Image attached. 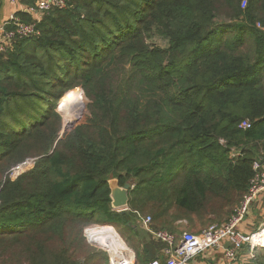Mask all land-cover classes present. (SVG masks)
Returning <instances> with one entry per match:
<instances>
[{
	"label": "trees",
	"instance_id": "1",
	"mask_svg": "<svg viewBox=\"0 0 264 264\" xmlns=\"http://www.w3.org/2000/svg\"><path fill=\"white\" fill-rule=\"evenodd\" d=\"M262 28L264 0H66L11 41L0 52V264H106L83 236L90 225H124L148 264L155 242L138 219L175 237L226 223L264 162ZM74 87L90 116L59 138L55 102ZM30 156L31 170L3 181ZM111 179L130 186L126 211L111 208Z\"/></svg>",
	"mask_w": 264,
	"mask_h": 264
},
{
	"label": "built area",
	"instance_id": "2",
	"mask_svg": "<svg viewBox=\"0 0 264 264\" xmlns=\"http://www.w3.org/2000/svg\"><path fill=\"white\" fill-rule=\"evenodd\" d=\"M66 0H39L31 13L36 15L34 23H24L18 17L11 16L3 25L10 27L4 32L3 41L0 43V52H4L13 40L28 38L36 33L35 24L40 17L47 13L52 7L64 8ZM264 31V28L261 29ZM250 124L243 122L240 129H248ZM238 153L232 154V157ZM34 167V163L22 161L12 166L4 175L3 181H14ZM254 176L250 180L249 190L240 205L234 210L228 221L221 225H211L198 234L182 232L175 237L166 231H154L150 228L151 219L145 217L141 220L142 226L153 239L164 245V260L153 259L148 264H194V259L205 255L208 251L222 249L225 243L228 249L224 256L227 261H234L243 245H247L251 252L255 249L264 248L261 245V234L264 227L257 229L254 233L244 234L238 229L248 214L252 202L264 195V162L253 164ZM86 242L107 256V264H135V257L128 249L123 239L110 225H90L83 231ZM256 238V239H255ZM257 240V241H256ZM253 255H251L252 257ZM253 258V257H252Z\"/></svg>",
	"mask_w": 264,
	"mask_h": 264
},
{
	"label": "crops",
	"instance_id": "3",
	"mask_svg": "<svg viewBox=\"0 0 264 264\" xmlns=\"http://www.w3.org/2000/svg\"><path fill=\"white\" fill-rule=\"evenodd\" d=\"M38 1L39 0H0V43L3 41L4 32L10 29V27L3 25L9 20L11 16H17V15L20 16L21 14H27L28 16H30L31 19L33 18L35 20L37 18V16L33 15V13H31L30 10L34 8V5ZM263 207H264V195L261 196L258 200H255L254 202L251 203L248 214L246 215L244 221L238 227L241 233L251 234L254 233L257 229H259L258 227L260 225L262 226V224H259V222L257 221L260 212H257L255 215V213L253 214V211L254 210L256 211V209L261 210ZM142 219L143 218L139 219V223H138L140 224L139 228H141L139 232H141V234L144 235V237L146 238L149 232L145 230L144 227L142 226L141 223ZM151 240L155 242L154 243L155 245L153 248H148L147 255H145L146 258L149 259L151 258V260L156 258L160 259L161 261L164 260L163 252H162L163 248H161L159 243L156 244L157 241H155L153 238ZM125 244L127 246L126 242ZM135 246L138 247L140 250L144 249V245L142 244V242L141 243L136 242ZM228 248H229L228 244L225 243L222 249L211 250L208 251L203 256L196 257L194 259V264H252L253 256L251 257V255L254 254V251L252 250L251 252L250 248L247 245H243L241 251L238 253L237 258L232 262L227 261V259L224 256V252ZM104 255L107 264V256L105 253ZM135 264H137L136 257H135Z\"/></svg>",
	"mask_w": 264,
	"mask_h": 264
},
{
	"label": "rangeland",
	"instance_id": "4",
	"mask_svg": "<svg viewBox=\"0 0 264 264\" xmlns=\"http://www.w3.org/2000/svg\"><path fill=\"white\" fill-rule=\"evenodd\" d=\"M148 44L153 45V46H158L161 48L165 47L164 42L159 38H153V39L149 40ZM75 91L77 93H79L83 99L78 94L69 93V92H75ZM70 96H75V97H70ZM72 101H75V108L73 110L74 113L72 116L70 115V116L65 117L64 112L61 110V107H63L64 105H66L67 103L72 102ZM51 103H53V102H51ZM88 104H89V100L85 97V95H84V93L80 87H74V88L68 89V90L63 92L62 97L55 102V106H54V111L59 116L60 124H61V129L59 132V138L66 130L69 131V130H71L77 126H80L81 124H84L86 122V120L90 116L89 111L87 109ZM39 159H40V157L30 156V157L24 158L22 161L27 160L29 162L34 163V166H35ZM22 161H20V162H22ZM17 163H19V162H17ZM16 164H14V165H16ZM14 165H12V166H14ZM126 210L127 209H121L118 211H126ZM261 210L256 209V211L255 210L253 211V214L255 213V215L257 212H260V214L258 213L259 216L257 218V221L259 222V224H262V226L260 225L258 228L264 227V207ZM138 223H139V219L136 221V225H137L138 230H140L141 229V228H139L140 224H138ZM113 228L115 229V231L119 234V236L121 238H122V236H125L128 239L131 238L130 232L126 229V227L124 225H116ZM184 231H186V230L181 229V232H184ZM147 236L150 238L151 235L148 233ZM132 240L135 243V239L133 238ZM127 246H128V244H127ZM128 249L131 250L135 255V252L133 251V249L131 247L128 246Z\"/></svg>",
	"mask_w": 264,
	"mask_h": 264
},
{
	"label": "water",
	"instance_id": "5",
	"mask_svg": "<svg viewBox=\"0 0 264 264\" xmlns=\"http://www.w3.org/2000/svg\"><path fill=\"white\" fill-rule=\"evenodd\" d=\"M109 189H110V200H111V208L113 210H121L127 208L128 202V191L129 184H124L123 186H119L117 180L111 179L108 181Z\"/></svg>",
	"mask_w": 264,
	"mask_h": 264
},
{
	"label": "bare ground",
	"instance_id": "6",
	"mask_svg": "<svg viewBox=\"0 0 264 264\" xmlns=\"http://www.w3.org/2000/svg\"><path fill=\"white\" fill-rule=\"evenodd\" d=\"M74 108H75V101H72V102L67 103L63 107H61V110L64 112L65 117H67V116H70V115L72 116L73 115ZM260 238H261V242L260 243L264 247V230H262V234H261Z\"/></svg>",
	"mask_w": 264,
	"mask_h": 264
}]
</instances>
